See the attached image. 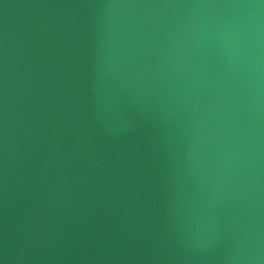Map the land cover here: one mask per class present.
Wrapping results in <instances>:
<instances>
[{"label":"water","instance_id":"water-1","mask_svg":"<svg viewBox=\"0 0 264 264\" xmlns=\"http://www.w3.org/2000/svg\"><path fill=\"white\" fill-rule=\"evenodd\" d=\"M0 264H264V0H0Z\"/></svg>","mask_w":264,"mask_h":264}]
</instances>
